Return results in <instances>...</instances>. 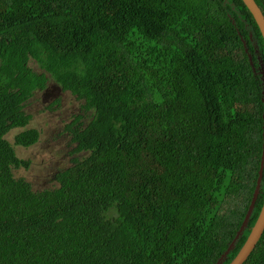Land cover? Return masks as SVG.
<instances>
[{
	"label": "trees",
	"instance_id": "16d2710c",
	"mask_svg": "<svg viewBox=\"0 0 264 264\" xmlns=\"http://www.w3.org/2000/svg\"><path fill=\"white\" fill-rule=\"evenodd\" d=\"M254 45L264 67L241 0H0V264H214L259 170ZM47 75L92 116L66 127L83 157L34 191L14 147L38 141L23 109ZM263 199L264 171L224 264ZM244 264H264V232Z\"/></svg>",
	"mask_w": 264,
	"mask_h": 264
},
{
	"label": "rangeland",
	"instance_id": "374dc122",
	"mask_svg": "<svg viewBox=\"0 0 264 264\" xmlns=\"http://www.w3.org/2000/svg\"><path fill=\"white\" fill-rule=\"evenodd\" d=\"M30 67L37 73L41 70L35 63ZM48 77L46 88L34 93L24 105V113L31 117L27 129L38 132L39 138L35 145L23 149L14 147L19 159L29 162L27 170L14 171L15 178L25 179L34 191L56 187L55 174L69 167L72 160L83 155L73 154L74 145L66 127L76 118L85 126L91 119L92 112L81 109L82 102L60 88ZM18 130H12L6 140L12 144Z\"/></svg>",
	"mask_w": 264,
	"mask_h": 264
},
{
	"label": "water",
	"instance_id": "95a60500",
	"mask_svg": "<svg viewBox=\"0 0 264 264\" xmlns=\"http://www.w3.org/2000/svg\"><path fill=\"white\" fill-rule=\"evenodd\" d=\"M243 5L246 7V9L251 14L259 32L264 42V17L254 2V0H241ZM251 38V37H250ZM243 46L245 49V52H247L246 43L244 40H242ZM255 53H257V48L254 45ZM248 59L250 62V66L252 67L253 73H255L256 69L253 66L252 62V56L248 54ZM257 74L260 77L261 84H262V104H263V115H262V146H261V157H260V164H259V170L258 175L256 179V184L254 191L252 193V197L249 203V206L247 208V211L244 215V218L242 220V223L236 232L234 238L229 243L227 249L220 255V257L217 259V261L214 264H224L227 260L228 255L235 249V246L237 245L238 241L242 238L243 233L247 230L250 219L252 217L253 211L255 209V205L257 203L258 197L260 195L261 191V185H262V177H263V171H264V67L263 63L259 60V68L257 69ZM264 232V199L263 203L261 205L260 211L258 213V216L255 220L254 225L250 228L249 234L244 241L243 245L235 255V257L231 260L229 264H244L252 251L254 250L255 246L259 242L262 234Z\"/></svg>",
	"mask_w": 264,
	"mask_h": 264
},
{
	"label": "flooded vegetation",
	"instance_id": "af4514ba",
	"mask_svg": "<svg viewBox=\"0 0 264 264\" xmlns=\"http://www.w3.org/2000/svg\"><path fill=\"white\" fill-rule=\"evenodd\" d=\"M255 53V52H254ZM254 55H256V67H255V69H256V71H255V75L256 76H258L259 77V75L257 74V69L259 68V60H260V58H259V56H258V53H255ZM260 78V77H259ZM72 123V122H71ZM78 123H80V120L78 121Z\"/></svg>",
	"mask_w": 264,
	"mask_h": 264
}]
</instances>
